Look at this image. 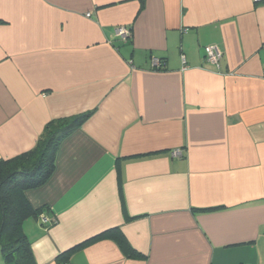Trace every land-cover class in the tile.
Returning a JSON list of instances; mask_svg holds the SVG:
<instances>
[{"label":"crops","instance_id":"1","mask_svg":"<svg viewBox=\"0 0 264 264\" xmlns=\"http://www.w3.org/2000/svg\"><path fill=\"white\" fill-rule=\"evenodd\" d=\"M79 115L36 264H264V1L0 0V161Z\"/></svg>","mask_w":264,"mask_h":264},{"label":"trees","instance_id":"2","mask_svg":"<svg viewBox=\"0 0 264 264\" xmlns=\"http://www.w3.org/2000/svg\"><path fill=\"white\" fill-rule=\"evenodd\" d=\"M88 115L50 122L37 147L8 161H0V255L4 264H36L31 241L23 231L24 222L40 214L26 198V192L43 186L56 167L61 143ZM124 251L131 249L123 244ZM72 250L58 257L63 262ZM132 251V250H131Z\"/></svg>","mask_w":264,"mask_h":264},{"label":"built area","instance_id":"3","mask_svg":"<svg viewBox=\"0 0 264 264\" xmlns=\"http://www.w3.org/2000/svg\"><path fill=\"white\" fill-rule=\"evenodd\" d=\"M254 3H258V2H262L264 0H252ZM88 17H90V15H88ZM116 33V36L123 42H127L130 37H131V31L126 28V27H119L116 29L115 31ZM224 57V54L222 53V51L216 47V46H208L205 48V59L206 61L215 66L217 69H220V64H221V61ZM183 63L185 64V59L183 58ZM154 66L156 68H159L160 67V62H158L157 60L154 61ZM176 156H181V152L178 151L175 153ZM42 223L44 225H49L50 224V220L45 217V216H42Z\"/></svg>","mask_w":264,"mask_h":264},{"label":"rangeland","instance_id":"4","mask_svg":"<svg viewBox=\"0 0 264 264\" xmlns=\"http://www.w3.org/2000/svg\"><path fill=\"white\" fill-rule=\"evenodd\" d=\"M1 256V255H0Z\"/></svg>","mask_w":264,"mask_h":264}]
</instances>
